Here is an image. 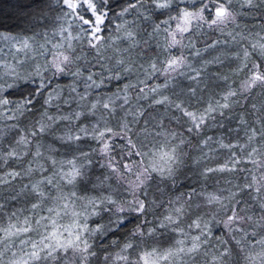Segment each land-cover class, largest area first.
Returning <instances> with one entry per match:
<instances>
[{
  "label": "snow or ice",
  "instance_id": "6c2138e0",
  "mask_svg": "<svg viewBox=\"0 0 264 264\" xmlns=\"http://www.w3.org/2000/svg\"><path fill=\"white\" fill-rule=\"evenodd\" d=\"M62 3L67 10L65 15L71 17L67 21L68 27H61V33L66 34L64 41L53 44L50 50H45L42 45L39 51L42 62L31 57L32 64L25 68L23 61L16 64L0 61V122H3L0 141L6 132L15 133L7 148L0 143V164L16 161L22 165L21 170H11L0 176V185L10 186L23 177L32 181L37 174L40 177L22 185V192L27 190L24 194L35 199L30 209L5 213V205L0 204V264H91V258L96 255L95 242L109 233L120 231L131 215L142 217L143 222L130 231L122 245L112 241L119 251L106 256L105 264H231L232 243L243 254L245 264H264V117L259 120V128L249 126L245 130L244 143L225 142L223 136L219 139L207 136L199 142L201 160L211 159L212 153L218 149L228 152L223 164L205 167L200 173L202 176L237 170L244 158L260 172L259 176L251 174L250 182L243 186L255 192L259 217L255 213L248 214L249 209L240 206L238 193L231 190L227 196L208 193L204 203L196 205L195 209L193 198L197 193L194 188L179 193L174 200L150 201L149 189L153 180L159 181L157 191H161L160 185L165 182L176 187V176L187 155L183 146L190 141L179 132L166 128L163 121L152 130L142 129L150 146L142 144L137 148L129 136L133 132L131 125L138 124L144 115L143 108L131 104L129 93L134 89L138 101L151 95L150 103L179 111L188 125L189 135H199L213 124L224 127L222 119L218 121L217 116L224 118L255 88L264 89V36L257 34L258 38L250 41L249 47L235 54L240 63L233 75L244 73L238 82L228 83V75L214 74L227 84L226 91L219 98L213 94L204 100L197 95V87L188 89L189 100H172L163 94V89L168 88L174 79L173 74L185 76L199 85L207 65L223 63L217 56L195 67L183 51L174 55L172 49H192L195 56L200 57L202 50L196 48L193 33L203 34L205 28L221 35L227 32L236 43L248 39L242 32L227 31L230 25L236 29L240 27L237 18L241 13L233 6L234 0H129L118 13L113 11L112 0H62ZM235 4L239 8H254L264 4V0H235ZM154 12L166 18L152 24L149 40H141L138 20L149 21ZM132 13L136 18L129 21L126 17ZM114 16L120 22L108 34ZM159 35H163V42L157 40L155 48L158 51L149 56L146 65L133 59L134 50L140 49L138 59L143 57L145 48L141 45L151 49L150 40ZM76 44H86L97 53L100 73L90 70V62L80 63L84 57L75 54ZM121 44L127 47L122 48ZM218 44L220 41L216 40L206 45L203 51L214 49ZM18 45L13 46L16 52H24L28 57L32 50L29 41L21 40ZM102 49L111 50L114 55L105 57ZM254 54L260 63L253 59ZM48 55L51 59L47 58ZM13 59H17L15 54ZM102 60L111 63L104 64ZM134 70L138 72L136 83H125L110 94L99 91L106 80L119 81ZM140 72L144 79H139ZM158 76L164 77V83L149 86L148 81ZM63 77H70L71 82L64 87H52L53 79ZM80 83L83 91L78 89ZM24 85L35 86L17 99L11 98L12 90ZM65 91L67 97L63 96ZM40 96L44 100L39 117L21 126L24 120H29L36 98ZM192 98H195V104L202 106H194ZM64 105L70 106L67 112L62 110ZM118 111L124 115L119 116ZM113 120L116 121L115 127L112 126ZM240 123L244 125L247 121L241 117ZM47 136L68 147L79 146L88 140L98 144L99 147L91 151H98L107 158L106 167L115 174L125 195L113 192L98 198L81 199L75 191L65 194L62 190L64 184L74 188L78 178L85 176L77 162L80 158L88 159L90 153L81 152L79 157L58 160L53 155L57 151L55 144L43 142ZM116 139L126 140L130 146L128 155L140 159L122 166L115 162L111 152ZM254 142H258L259 147L253 146ZM132 149L136 151L133 153ZM237 150L244 154L243 157L238 156ZM256 156L261 159H255ZM88 163H91L90 159ZM165 204L167 207L161 217L154 223L149 222V211L164 208ZM209 205L211 210L201 215L200 212ZM104 213L109 216L107 223L90 226L93 218ZM214 227H221L227 238L216 236ZM162 233L171 234L166 246L157 238ZM257 246L259 251H255ZM5 256H8L7 260Z\"/></svg>",
  "mask_w": 264,
  "mask_h": 264
},
{
  "label": "trees",
  "instance_id": "16d2710c",
  "mask_svg": "<svg viewBox=\"0 0 264 264\" xmlns=\"http://www.w3.org/2000/svg\"><path fill=\"white\" fill-rule=\"evenodd\" d=\"M129 0H112L113 11L119 12L120 9L126 6ZM234 7L237 11L241 13L238 16L237 22L240 25L238 29L235 26L230 25L227 31H239L244 33L247 40L240 41L239 43L233 42L230 37L221 35L219 32L209 31L206 28L203 30V34L193 33V40L196 44V48L202 50L201 56L196 57L192 49H172V54L180 55L181 51L188 57L189 62H191L195 67H200L204 60H211L214 57L219 56L223 63H215L207 65V71L203 74L201 82L199 85L186 78L185 76H179L173 74L174 79L171 80L167 89H163V94L171 97L172 100H189L188 89L197 88L199 89L197 95L202 96L204 100H207L210 95L215 94L216 98H219L221 94L226 91L227 84L218 80L214 74L228 75L230 77L228 83H233V81H239L244 73L239 75H233V71L237 68L240 61L235 59V54L242 52V49L249 47V42L257 39V34L264 36V4H260L254 8H239L235 4ZM147 7V6H146ZM183 7V5H181ZM66 9L63 6L62 0H0V61L16 64L18 61H23L25 63V68H28L32 64L31 57H36L38 62H42L43 58L39 56V51L41 46H44L45 50L52 49L53 44L62 43L64 41V36L66 34L61 33V27H68V20L71 17H67ZM175 14V13H173ZM151 20L144 21L142 19L138 20L141 40H149V35L152 31V24L154 22H159V20L166 18L161 16L160 13H151ZM129 21L133 20L135 13L126 17ZM120 19L118 17H113L112 22L109 25L108 34L113 31V26L119 23ZM4 37H13L14 39H4ZM27 39L31 45V51L29 56L26 57L24 52H16L13 47L21 40ZM159 40L163 42V35H159L155 39L150 40L151 49L147 46L141 45L145 48V54L143 57L137 58V53L140 49L133 51V59H137L138 63L144 62L146 65L147 59L151 55H155L158 49L155 48V44ZM220 41L214 49H208L203 51L206 45ZM227 41V42H225ZM187 42V41H185ZM75 43V42H74ZM120 47H127L126 44H121ZM105 57L113 56L114 53L111 50H101ZM13 54L17 59H13ZM47 54V52H46ZM76 55H83L85 61L90 62L92 67L91 71L100 73L102 71L101 67L97 64V53L90 49L86 44H76ZM51 59V56H47ZM161 59L164 57L161 56ZM253 59L257 60L258 63L261 61L254 54ZM102 63L109 64L111 62L107 60H102ZM188 72V69L184 70ZM87 75V72H85ZM137 70H134L130 76L117 81V80H106L105 86L99 91L102 93L115 92L118 87L122 88L125 83H136L137 82ZM139 79H144L142 72L139 73ZM71 82L70 77L57 78L52 80V87L66 86ZM164 77L158 76L152 80L148 81L149 86L156 84H163ZM35 85H24L19 88L12 90L13 99L19 98L22 94H26L27 90L34 87ZM143 87V85H140ZM236 87V84H233ZM78 89L83 91V84L78 85ZM136 90H132L129 95L131 97V104L133 106L139 105L144 110V115L140 117L138 124H133V132L129 133L132 141L140 148L142 144H148L149 141L145 140L142 129L147 127L152 130L155 128L159 121H163L166 128L175 130L179 132L184 138L190 143L183 146V150L187 155L184 157V164L179 170L176 176V187H172L170 182H165L160 185L161 191L156 190V186L159 183L158 180H153L151 183V188L149 189L150 195L148 199L151 201L156 199L157 202L167 201L169 199H175L177 195L181 192H188L191 189H195L197 195L193 198V208L196 205L204 203V197L208 193H216L220 195H229V190L237 192V199L241 201V207H247L249 209L248 214L255 213L256 217H259L260 210L255 202V192L243 188V186L250 182L251 174L257 176L260 172L247 160L239 164L238 169L234 171L225 172H215L208 173L207 176H202L200 173L205 167H218L223 164L225 159L228 157V152L226 150H217L212 153L211 159L201 160V150H200V140L207 136H212L219 139L221 136L225 138V142L244 143L245 140V130L249 126L256 128L260 127L259 120L264 117V89L255 88L251 95L241 98L239 104L227 112L224 118L217 116V120L223 122L224 127H218L216 125H211L205 128L199 135H189L187 132L188 125L185 123V119L182 117L179 111L173 108H169L166 105H155L150 103L151 95L148 99H136ZM95 95V93H94ZM64 97H67V92L63 93ZM159 99V96H156ZM37 103L32 111V115L29 120H24L21 126L26 125L30 120H35L39 117L40 112L43 110V100L44 97H37ZM193 104L196 107H201L202 105L195 104V98H192ZM120 103V102H118ZM255 105V109L253 108ZM69 105L63 106V111L67 112L69 110ZM71 107H74L72 105ZM127 107V106H126ZM54 112V109H50ZM99 115V113H98ZM119 116H123V112L118 111ZM243 117L247 121L246 124L241 125L240 118ZM179 118V119H176ZM131 119V117H128ZM11 123V122H9ZM3 122H0L2 126ZM112 126H116V121H112ZM15 136L14 132H6L3 141L4 148L8 147L9 142L13 140ZM259 139V138H258ZM46 144H55L57 151L53 154L56 159H72L73 157H79L81 152L90 153L88 159L80 158L78 159V166L82 168L85 176L78 178L76 186L73 188L70 185H63V191L65 194L75 191L78 196L83 199L84 197L98 198L110 193L116 192L120 196H124L125 193L120 188L117 180L115 179V174L106 167L108 160L98 151L92 152L93 148H98L99 145L94 141L88 140L79 146L73 145L68 147L62 145L57 141H54L51 136H47L43 140ZM253 146L259 147L258 142H254ZM129 145L126 140L116 139L111 155L115 157V162L119 163L121 166L125 163H130L135 160H139L140 157L135 155L129 156ZM136 149H132L134 153ZM205 152L208 151L207 148L204 149ZM238 156L243 157V153L237 150ZM91 163H88V160ZM255 159L260 160V156H256ZM26 167L27 165H23ZM22 165L20 162L10 161L7 164H0V176H3L6 172L11 170H21ZM49 175L51 173H48ZM39 175L32 177V181H29L27 177L17 179L12 182L10 186L0 185V204L5 205V213L11 212L18 209H30L31 204L35 202L34 197L24 194L27 190L22 192V185L34 182L39 179ZM51 190V189H50ZM19 194V195H18ZM12 197H15L13 199ZM167 204L164 208H156L149 211L147 214V220L149 222H155V220L164 213ZM212 206L204 207L203 211L200 212L201 215L204 211H210ZM25 214H29L25 212ZM42 215H47V212H42ZM108 213L102 214L101 217L93 218L90 221V226L95 227L97 224H105L108 222ZM143 222L142 217H137L131 215L127 218L126 226L120 231L115 233H109L107 236L102 237L97 240L94 245V250L96 255L91 258V264H105V257L108 255H115L119 251L116 244L112 241H116L117 244L122 245L127 239L130 231L139 223ZM151 226V224L149 225ZM249 232L252 231L251 228L248 229ZM214 234L219 237L227 238L225 236L224 230L221 227H214ZM259 231V229H257ZM162 244L166 246V243L171 239L170 233L158 234L157 237ZM239 238V234L237 236ZM215 243V241H213ZM233 249V255L231 257V264H245L243 254L238 251L235 244L230 245ZM255 251H259L257 246ZM8 256H5V260ZM203 258H201L202 260Z\"/></svg>",
  "mask_w": 264,
  "mask_h": 264
}]
</instances>
